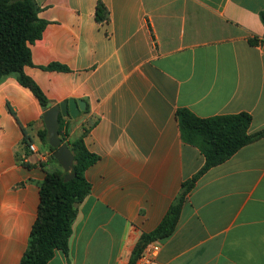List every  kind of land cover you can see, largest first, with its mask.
Returning <instances> with one entry per match:
<instances>
[{
  "label": "crops",
  "instance_id": "obj_1",
  "mask_svg": "<svg viewBox=\"0 0 264 264\" xmlns=\"http://www.w3.org/2000/svg\"><path fill=\"white\" fill-rule=\"evenodd\" d=\"M47 22L24 72L99 160L75 204L68 251L48 264H129L182 183L204 166L182 140L177 111L248 113L264 130V0H36ZM103 5L108 18L99 21ZM59 64L68 71L47 70ZM46 111L15 76L0 83V264H20L38 216L40 185L62 170L40 138ZM34 146L35 150L30 147ZM151 264H264V138L208 170Z\"/></svg>",
  "mask_w": 264,
  "mask_h": 264
},
{
  "label": "trees",
  "instance_id": "obj_2",
  "mask_svg": "<svg viewBox=\"0 0 264 264\" xmlns=\"http://www.w3.org/2000/svg\"><path fill=\"white\" fill-rule=\"evenodd\" d=\"M39 13L40 7L36 0H0V83L8 76H15L22 86L33 92L44 111H47L51 108L50 101L24 72L26 66L33 65L30 46L41 39L47 26V22L40 19ZM260 16L264 24V11ZM97 18L99 21L108 18L103 5L97 9ZM44 69L68 71L59 64H51ZM65 119L63 116L59 118V137L63 143L68 144L74 156L71 173L75 177L65 182L68 173L63 169L47 172L40 185L38 216L20 264H48L58 251H68L76 217L75 204L82 202L90 193L91 187L85 173L99 157L88 150L84 137L74 141L68 139ZM177 120L182 140L200 149L205 164L192 179L182 183L179 195L159 226L140 237L129 264H136L149 244L165 240L174 233L187 196L208 170L223 164L241 148L264 138V130L249 133L252 116L245 112L200 118L188 109H179ZM40 138L49 145L52 152L55 151L49 144L46 129L40 133Z\"/></svg>",
  "mask_w": 264,
  "mask_h": 264
},
{
  "label": "water",
  "instance_id": "obj_3",
  "mask_svg": "<svg viewBox=\"0 0 264 264\" xmlns=\"http://www.w3.org/2000/svg\"><path fill=\"white\" fill-rule=\"evenodd\" d=\"M86 109L87 107L84 101L69 99L68 101L61 102L57 106L51 107L43 115L49 144L55 149L52 153V157L56 159L63 171L68 173V175L65 176V182L75 177V174L71 173L74 165V156L68 144L63 143L62 139L59 137V118L63 116L76 119L79 117L80 113L86 111Z\"/></svg>",
  "mask_w": 264,
  "mask_h": 264
},
{
  "label": "built area",
  "instance_id": "obj_4",
  "mask_svg": "<svg viewBox=\"0 0 264 264\" xmlns=\"http://www.w3.org/2000/svg\"><path fill=\"white\" fill-rule=\"evenodd\" d=\"M31 150H35L34 146L30 147ZM160 245L158 241L152 242L147 246L144 253L140 257V259L137 261L136 264H151L153 259H155L159 252H160Z\"/></svg>",
  "mask_w": 264,
  "mask_h": 264
}]
</instances>
